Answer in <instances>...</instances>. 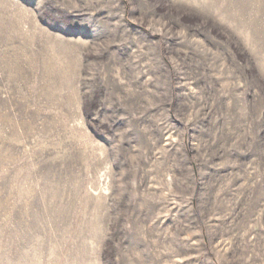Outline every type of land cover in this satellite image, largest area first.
I'll return each mask as SVG.
<instances>
[{
  "label": "rangeland",
  "instance_id": "1",
  "mask_svg": "<svg viewBox=\"0 0 264 264\" xmlns=\"http://www.w3.org/2000/svg\"><path fill=\"white\" fill-rule=\"evenodd\" d=\"M0 264H264V0H0Z\"/></svg>",
  "mask_w": 264,
  "mask_h": 264
}]
</instances>
